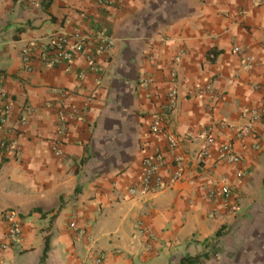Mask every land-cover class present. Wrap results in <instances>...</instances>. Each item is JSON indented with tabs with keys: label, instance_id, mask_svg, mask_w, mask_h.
<instances>
[{
	"label": "crops",
	"instance_id": "crops-1",
	"mask_svg": "<svg viewBox=\"0 0 264 264\" xmlns=\"http://www.w3.org/2000/svg\"><path fill=\"white\" fill-rule=\"evenodd\" d=\"M102 29L113 43L97 71L89 46L70 63L42 60L54 35ZM1 93L11 112L0 140L18 148L0 150V209L19 213L23 234L0 248V264H180L201 253L200 264H264V125L236 137L245 109L264 100V0H0V114ZM156 116L160 134L150 132ZM208 132L215 142L200 159ZM168 134L180 141L174 153ZM225 142L240 164L222 159ZM157 148L165 180L175 155L183 178L130 194ZM224 182L236 212L209 194Z\"/></svg>",
	"mask_w": 264,
	"mask_h": 264
},
{
	"label": "built area",
	"instance_id": "built-area-1",
	"mask_svg": "<svg viewBox=\"0 0 264 264\" xmlns=\"http://www.w3.org/2000/svg\"><path fill=\"white\" fill-rule=\"evenodd\" d=\"M113 0H99L100 4H110ZM113 43L111 35L106 29L100 30L96 33V36L90 38L84 36L81 33H75L69 35L66 33L56 34L52 37L50 42L47 45L41 47L42 49V60L46 65L53 67L58 63L65 62L70 63L78 55H80L84 50L89 46L90 50L84 54V58L88 61L90 70L97 71V58L98 56L110 47ZM236 52L241 51V47H235ZM24 62L28 69H32V59L33 53L31 50H26L23 55ZM249 60H252L250 58ZM170 76L173 80L177 78V72L175 69L170 71ZM177 86L173 84L169 91V97L171 99L175 98L177 95ZM1 99L3 101L1 114H0V123L4 124L7 121V118L11 112V105L5 100V93H1ZM65 109L59 111V117L61 120L66 119L68 113ZM246 121L239 127L236 131V137L241 138L248 135H255L257 133V124L264 125V100L263 104L259 108H246L245 111ZM62 129V133H63ZM150 132L153 134H160L164 132V124L162 118L159 116L154 117L152 123L150 124ZM167 140L169 144V150L174 153L178 148L180 141L179 138L168 134ZM215 138L211 132L206 134V140L200 149L198 155L200 159H205L211 150V146L214 144ZM18 148L17 142L14 139H5L0 140V150L6 153L16 152ZM54 152L56 155H61L62 151L59 149L58 144L54 146ZM220 155L222 159H225L233 164H240L241 157L236 153L234 145L232 142L222 143L219 147ZM160 148L156 149V154L146 157L142 161L143 174L141 177L140 186H133L129 188V192L132 195H136L139 192H157L162 190L164 187L180 181L183 178L184 166L183 159L175 155L176 169L170 176L169 181H166L160 167ZM211 196H219L224 201L229 203L231 211L236 212L239 210V204L234 199L235 191L228 183H221L219 186L211 189L209 191ZM0 224H5L7 227V240H0V248L6 249L13 244L18 243L23 234L22 221L19 213L14 209H0ZM74 230L78 231L81 235L86 236V231L82 227H78L75 222H72L70 225ZM103 257L99 255L97 257V263H101Z\"/></svg>",
	"mask_w": 264,
	"mask_h": 264
},
{
	"label": "trees",
	"instance_id": "trees-1",
	"mask_svg": "<svg viewBox=\"0 0 264 264\" xmlns=\"http://www.w3.org/2000/svg\"><path fill=\"white\" fill-rule=\"evenodd\" d=\"M214 56H215V52L212 51L210 54V57H214ZM220 235H221V231H218L217 237ZM47 248H48V246H46V249ZM206 257H207L206 253L197 254L195 256H187V257L183 258V260L181 261L180 264H200L203 261V259Z\"/></svg>",
	"mask_w": 264,
	"mask_h": 264
}]
</instances>
